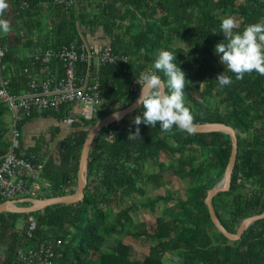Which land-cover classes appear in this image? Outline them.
I'll return each mask as SVG.
<instances>
[{"label":"trees","instance_id":"16d2710c","mask_svg":"<svg viewBox=\"0 0 264 264\" xmlns=\"http://www.w3.org/2000/svg\"><path fill=\"white\" fill-rule=\"evenodd\" d=\"M79 1L76 10L57 5L55 0H29L27 9H21L18 0L0 1V15L10 24L9 31L1 33L7 47L1 72L10 81L12 94L27 91L29 75L42 78L47 73L41 69V61L34 64L33 55H21L22 48L33 46L35 36H39L37 53L41 58L48 49L87 44L88 37L98 32L108 43L100 49L94 47V52L110 46L118 55L115 64L98 65L96 59L78 64V76L89 72L102 83L103 105L91 119L73 118L57 153L50 155L52 141L63 131L61 125L71 119L75 104H65L57 111L34 112L20 124L21 130L40 116L61 124L50 141L41 138L26 148L21 140L23 153L17 151L24 158L46 160L41 177L51 184L52 192L44 199L77 190L80 156L89 131L100 119L136 101L140 86L135 77L151 67L158 50L165 49L176 53V62L186 74L184 103L192 123H224L237 131L239 149L231 188L212 201L219 220L229 232L236 233L244 219L263 213L264 75L253 71L239 80L233 76L231 84L219 87L215 78L224 68L213 49L224 39L221 18L232 15L238 24L235 30L264 20V0ZM12 12L20 25L12 22ZM21 28L29 34L22 37ZM125 56L127 62L123 61ZM47 69L59 76L65 72L56 58ZM137 114L139 109L96 136L82 201L33 213L0 214V251L6 248L0 264H16L18 245L52 239L62 240L55 250L54 264H264V219L253 223L241 239L232 241L215 226L205 202L208 191L224 178L232 153L231 136L223 132L187 133L175 127L163 132L158 124L141 123L138 139L130 140L128 134L136 127L131 121ZM11 115L0 99V162L12 145ZM150 168L154 170L150 172ZM170 170L176 179L188 180V184L143 202L144 208L155 211L161 202L175 200L155 222H136L131 214L135 205L125 207L126 199L145 196L149 185L153 190L168 185ZM3 202L0 199V204ZM32 221L36 225L34 237L28 241ZM128 238L147 241L149 253L137 259Z\"/></svg>","mask_w":264,"mask_h":264},{"label":"built area","instance_id":"2783aa9c","mask_svg":"<svg viewBox=\"0 0 264 264\" xmlns=\"http://www.w3.org/2000/svg\"><path fill=\"white\" fill-rule=\"evenodd\" d=\"M1 1V0H0ZM21 9L29 8V0H18ZM57 5L66 9L74 8L75 0H55ZM21 36L25 34L21 32ZM7 48L4 46L0 33V99L5 102L12 115L10 152L0 162V199L18 200L24 198L44 199L52 192L51 184L41 177L46 160L38 161L36 158H24L17 154L21 150L20 124L25 117L34 112L48 109L59 110L65 104L81 106L80 112L86 119H91L103 105L102 83L89 72L85 76H78L77 68L80 62H92L96 59L98 65L115 64L118 61L110 46L94 52L88 44L64 45L57 51L48 49L41 58L38 53L33 54L34 64L41 61V69L46 71L43 78L29 75L28 89L21 95L12 94L10 81L2 76V69ZM56 58L65 69L62 76L53 71H48V66ZM99 59V62H97ZM127 62L128 58L123 57ZM26 72H29L26 69ZM73 118L68 120L71 125ZM22 151V150H21ZM28 229V241L34 237L35 222ZM62 245V240H49L36 244L28 243L16 247V264H54L56 249Z\"/></svg>","mask_w":264,"mask_h":264},{"label":"clouds","instance_id":"9594fccd","mask_svg":"<svg viewBox=\"0 0 264 264\" xmlns=\"http://www.w3.org/2000/svg\"><path fill=\"white\" fill-rule=\"evenodd\" d=\"M219 28L224 39L214 45L213 51L224 70L215 78L217 85L224 87L232 83L233 76L239 80L253 71L264 75V20L235 30L238 28L237 21L229 14L221 18ZM9 29V21L0 15V33H7ZM135 79L140 86L136 100L139 114L131 121L136 127L129 132L128 139H138L141 123L151 127L158 124L163 132L173 127L192 132L193 117L184 103L186 74L176 62V53L158 50L151 67L141 71ZM113 115L119 118L118 111Z\"/></svg>","mask_w":264,"mask_h":264},{"label":"water","instance_id":"95a60500","mask_svg":"<svg viewBox=\"0 0 264 264\" xmlns=\"http://www.w3.org/2000/svg\"><path fill=\"white\" fill-rule=\"evenodd\" d=\"M137 100V99H136ZM139 109L136 101L130 106L117 110L119 112V118H115L113 113L107 115L106 117L100 119L89 131L79 162V170L77 177V190L73 193H68L62 196H53L46 199H32L24 198L18 200H9L0 204V214L5 212L11 213H33L43 210L49 206L57 204H73L82 201L85 198V188L88 184V167H89V156L91 148L96 136L99 132L106 126L113 124L115 122L123 120L128 115L134 113ZM192 132L195 133H211V132H223L229 134L232 140V153L230 161L228 163L224 178L212 189L208 191V195L205 202L208 206L211 218L215 226L219 231L224 234L228 239L232 241H237L242 238L245 231L255 222L264 219V212L252 217H248L243 220L240 227L236 233L229 232L219 220L216 210L212 204L214 197L220 192L229 191L232 183V174L237 160L238 155V137L237 131L233 127L226 125L224 123H206V124H196L192 123ZM64 145V142L62 143ZM21 203H30V205H21Z\"/></svg>","mask_w":264,"mask_h":264},{"label":"crops","instance_id":"0c3cea01","mask_svg":"<svg viewBox=\"0 0 264 264\" xmlns=\"http://www.w3.org/2000/svg\"><path fill=\"white\" fill-rule=\"evenodd\" d=\"M77 2H79V4H81V2L79 0ZM76 6H77V4H75V6H74V9L75 10H76ZM46 13H47V15H50L48 11ZM12 16H14L13 12L11 13V20L14 23V25L15 26L20 25L19 24L20 23V20H17V19H15ZM21 32H23L25 35L26 34L27 35L29 34L27 32V29H25V30L24 29H20V35H21ZM34 33H35V35L37 34L36 32H34ZM8 34L12 35L11 32H9ZM33 39H34V43H33V46L31 48H22L21 49V55L22 56L30 57L33 54H35V53L38 52V47L37 46L39 44V41H38L39 40V36H35ZM107 41L108 40H106L105 38H103L102 32H98L94 36H89L88 37V41H87L88 43L87 44H89V46L92 49L94 47H96V48L99 47L100 48V47H103L104 44H107L108 43ZM80 108H81V106L74 105L73 113L71 115V119L74 118L77 115L78 116H82L81 114H79ZM9 119L12 120V117H10ZM60 125L61 124L57 120L52 119L50 117H48V118H45V117H42V116L37 117V118H35V119L27 122L23 126V128L21 129V140H22V144L26 148H30V147L36 145V142H37L38 139L44 138V140L50 141L53 138V134L56 132L57 127L60 126ZM61 126L63 127V129H62L63 131H61L60 133H58L57 134V138L54 141H52L54 143V145L50 147V149L52 150V151H50V155H53L54 154V151L53 150H54V146L56 144L59 145V143H61V146H63L62 145V143L64 142L63 139L65 138V136H66L67 132L69 131V129L72 127L71 125L68 126V122L67 123L65 122ZM65 128L68 131L65 132ZM53 131H54V133H53ZM47 138H49V139H47ZM22 153H23V151H22ZM70 193H73V192H70Z\"/></svg>","mask_w":264,"mask_h":264},{"label":"rangeland","instance_id":"374dc122","mask_svg":"<svg viewBox=\"0 0 264 264\" xmlns=\"http://www.w3.org/2000/svg\"><path fill=\"white\" fill-rule=\"evenodd\" d=\"M78 1V0H77ZM79 6V2H77V6L76 8H78ZM22 29V28H21ZM23 42H25L23 40ZM23 42H21L23 44ZM100 49V48H99ZM97 62H99V59H97ZM119 110V109H118ZM117 111V110H116ZM79 114H81V112H79ZM69 126V124H68ZM68 131L65 128V132ZM49 139V138H47ZM56 142V141H55ZM54 145V144H53ZM52 145V146H53ZM54 153H57V144L54 146ZM154 169L150 168L149 171L152 172ZM168 179L171 178V182L158 189V190H153V187L151 185L147 186V194L145 196H139V195H135V197L126 199V204L125 207H129L131 205H135L133 206V210L131 211L132 216L134 217L136 222H147V223H153L155 222V219L163 214V211L166 207L168 206H172L175 203L174 201H170L169 204H166L165 202H161L155 211H152L151 209L148 208H144L142 206V203L147 201L148 199L154 198L159 194H164V193H168V192H173L176 191L177 189L181 188L184 189L185 186L188 184V180H184V181H179L178 179H176L173 175H172V171L170 170L168 173ZM174 194L176 196H178V194L176 192H174ZM25 223V221L21 222V227L22 225ZM126 242L130 243L133 246V256H135L137 259H143L148 253H149V247L150 244L145 241L144 239H140V240H135L132 238H128L126 239ZM6 250V248H5ZM5 250L0 251V256H3V253L5 252ZM175 258V257H174ZM176 260V259H175Z\"/></svg>","mask_w":264,"mask_h":264}]
</instances>
